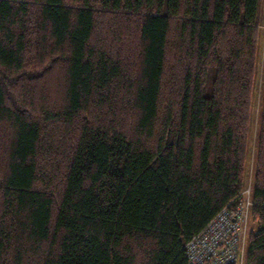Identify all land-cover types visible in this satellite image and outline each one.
Here are the masks:
<instances>
[{
	"label": "trees",
	"instance_id": "trees-1",
	"mask_svg": "<svg viewBox=\"0 0 264 264\" xmlns=\"http://www.w3.org/2000/svg\"><path fill=\"white\" fill-rule=\"evenodd\" d=\"M263 0H0V264H187L245 185ZM244 264H264V67Z\"/></svg>",
	"mask_w": 264,
	"mask_h": 264
},
{
	"label": "built area",
	"instance_id": "built-area-1",
	"mask_svg": "<svg viewBox=\"0 0 264 264\" xmlns=\"http://www.w3.org/2000/svg\"><path fill=\"white\" fill-rule=\"evenodd\" d=\"M245 185L234 206L223 209L187 242V264H244L246 223L252 205L251 189Z\"/></svg>",
	"mask_w": 264,
	"mask_h": 264
},
{
	"label": "rangeland",
	"instance_id": "rangeland-1",
	"mask_svg": "<svg viewBox=\"0 0 264 264\" xmlns=\"http://www.w3.org/2000/svg\"><path fill=\"white\" fill-rule=\"evenodd\" d=\"M264 67V0L262 5V16H261V25L258 29V57H257V66H256V82H255V91L256 96L253 101L252 114H251V131L249 135V146L246 157V168H245V186L252 187V174L254 169V157H255V138L257 130V113H258V100L260 96V90L262 86V74ZM256 224L251 221L248 217L246 223L245 231V240L247 238V232L255 231Z\"/></svg>",
	"mask_w": 264,
	"mask_h": 264
}]
</instances>
